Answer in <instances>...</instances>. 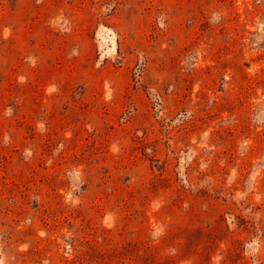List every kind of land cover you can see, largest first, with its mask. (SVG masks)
I'll return each mask as SVG.
<instances>
[{
	"label": "rangeland",
	"instance_id": "obj_1",
	"mask_svg": "<svg viewBox=\"0 0 264 264\" xmlns=\"http://www.w3.org/2000/svg\"><path fill=\"white\" fill-rule=\"evenodd\" d=\"M0 264H264V0H0Z\"/></svg>",
	"mask_w": 264,
	"mask_h": 264
}]
</instances>
